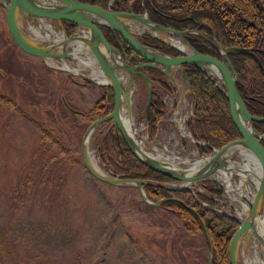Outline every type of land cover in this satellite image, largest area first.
Returning a JSON list of instances; mask_svg holds the SVG:
<instances>
[{"label":"rangeland","instance_id":"rangeland-1","mask_svg":"<svg viewBox=\"0 0 264 264\" xmlns=\"http://www.w3.org/2000/svg\"><path fill=\"white\" fill-rule=\"evenodd\" d=\"M46 24L67 36L63 27ZM29 25L24 26L28 33ZM40 32L48 33L45 28ZM47 61L49 64L17 47L0 1V237L6 233L0 264H208L209 250L201 234L186 233L172 213L145 210L134 186L98 184L90 175L80 141L88 122L97 118L92 109L106 97V90L56 69L66 63L91 75L74 57L54 59L56 67L52 60ZM174 77L165 76L163 87L154 79V93L166 111L152 141L142 117L147 89L136 81L134 124L149 152L201 158L186 129L191 97L179 71ZM179 125L188 137L179 133ZM108 127V122L97 125L89 139V151L104 172L108 170L99 159L97 145ZM206 180L223 189L224 208L220 211L242 220L241 204L228 195L221 181L205 178L190 186L206 194L200 185ZM240 183L241 176L233 173L232 186ZM245 184L244 199L249 201L256 184L251 178ZM262 254L264 248L249 240L240 246L239 263Z\"/></svg>","mask_w":264,"mask_h":264},{"label":"trees","instance_id":"trees-1","mask_svg":"<svg viewBox=\"0 0 264 264\" xmlns=\"http://www.w3.org/2000/svg\"><path fill=\"white\" fill-rule=\"evenodd\" d=\"M79 1L104 10L131 11L137 14L146 12L153 23L182 32L199 53L220 58L219 49L229 50L228 58L237 77L236 88L239 95L251 115L264 117V0ZM63 26L67 36L75 27L66 21H63ZM100 29L107 41L120 52L129 65L147 62L119 34L104 26H100ZM192 32H199L204 37ZM139 40L164 54L181 55L176 49L149 35L143 34ZM210 40L216 42L218 49L210 43ZM236 47L253 51L259 62L248 55L234 52L233 48ZM183 68L196 100L192 116L186 121V129L197 141L194 145L197 154L204 157L214 149H220L227 143L239 139L240 135L231 119L228 101L218 86L199 68L190 64H184ZM146 71L153 81L154 91L156 88L154 79L158 78L160 86L165 85L160 72L152 68H146ZM84 81L93 87H98L87 80ZM139 81L145 86L142 79ZM98 88L106 90V97L92 109L97 118L107 114L113 106L112 90L102 86ZM165 111L164 102L154 93L148 111L142 116L150 141L156 137ZM76 114L82 116L81 112ZM90 123L88 122L87 126ZM253 127L258 132H264V122L254 121ZM53 140L56 144H60V141L54 138ZM261 144L264 147V140ZM97 152L102 165L113 175L119 178L149 181L143 185L146 197L152 202H163L158 207H152L145 204L138 193L145 210L156 208L174 214L182 223L186 233L191 236L201 234L208 250L210 245L212 246V264H230L229 243L239 227V222L220 211L224 208L221 203L223 190L217 182L201 181L200 185L206 194L196 192L193 187L190 190L163 186L176 184L178 181L142 164L129 150L123 138L116 137L112 128L101 138ZM96 181L98 184L111 186L97 179ZM5 239L6 233H3L0 237V259L6 251Z\"/></svg>","mask_w":264,"mask_h":264},{"label":"water","instance_id":"water-1","mask_svg":"<svg viewBox=\"0 0 264 264\" xmlns=\"http://www.w3.org/2000/svg\"><path fill=\"white\" fill-rule=\"evenodd\" d=\"M0 1L6 12V24L8 31L13 41L22 52L30 56L39 57L43 61L46 59L69 60L73 58L72 52L74 50V46L76 45H74V41L81 40L88 46L92 57L97 62L104 75L111 79V84H100L87 76L76 74L92 84L110 88L113 92V106L111 110L104 116L93 120L86 127L80 141L84 165L90 175L95 179L113 186L132 185L137 189L143 202L152 207H158L163 202H152L146 197L143 185L149 183V181L112 177L104 172L98 171L93 166L89 158L88 139L97 125L107 122L109 123V127L106 132L112 128L116 137L118 138L121 136L123 138L129 150L142 164L181 183L178 186H167L161 184L171 189H190L191 184L198 180L207 178L208 175L215 172L218 168L223 167L224 162H218V159L223 152L232 145L241 144L255 156L260 168V183L256 185L255 194L253 195L251 202L248 204V214L242 221H240L239 227L235 230L230 239L228 248L230 264H238L240 246H245L249 240H255L258 238L255 220L259 212L263 211L264 213V147L261 144V141L264 140V132H258L253 127L254 121L264 122V117L251 115L247 110L244 100L239 95L236 88L237 77L228 58L229 50L219 49L220 59L212 55L199 53L191 46L182 32L153 23L148 18L146 12L137 14L131 11H114L111 9L104 10L95 5L82 3L79 0ZM44 20L54 23L56 26L60 27L62 26L63 21H66L72 23L75 27L70 35L64 36L60 41H52V43L34 41L25 35V25L28 26L32 23L33 25L38 24L40 26ZM133 24L140 27H148L160 34L165 33L169 36H174L178 38L187 49H189V52L183 51L168 40L152 35L147 31H138L137 33ZM100 26L107 27L113 32L119 34L130 45V47L147 60V62L139 65H129L125 62L120 52L107 41L100 29ZM192 33L204 37L199 32ZM143 34L160 40L165 45L176 49L181 55L172 56L164 54L154 47L142 43L139 40V37ZM77 35L82 37H77ZM210 43L218 49L214 40H210ZM106 51L112 56H117L120 61V65L117 67L112 65V59L106 55ZM233 51L248 55L259 62L254 52L246 48L236 47L233 48ZM184 64H190L199 68L208 77H210L216 86H218L228 101L231 119L240 135L239 139L227 143L220 149H214L211 154L199 158L203 159L209 157V162L200 171L193 174H189L182 169L172 167L169 164H166L143 152L135 144L131 136L125 131L120 116V105L123 98L126 114L130 120L133 118L132 98L136 87V81L138 79H142L147 89L146 112L148 111L152 103L154 91L153 82L147 75L146 68L155 69L162 75L168 76L173 80H175V73L179 71L185 79L187 92L192 98V104L195 105V96L191 91L189 80L186 77V73L183 68ZM56 69L75 74L68 69L60 67ZM212 69L216 70L218 75H215L212 72L210 73ZM123 72L127 73V81L125 85L121 81ZM245 185L244 181L243 188H245ZM259 246L263 247L260 243ZM212 254L213 249L210 245L207 255L208 264H212Z\"/></svg>","mask_w":264,"mask_h":264},{"label":"bare ground","instance_id":"bare-ground-1","mask_svg":"<svg viewBox=\"0 0 264 264\" xmlns=\"http://www.w3.org/2000/svg\"><path fill=\"white\" fill-rule=\"evenodd\" d=\"M52 1H57V0H52ZM134 29L137 31H147L151 33L152 35L158 36L160 38H164L171 42L173 45L177 46L178 48L182 49L183 51L189 52V49H187L181 41L174 37V36H169L165 33H158L155 30H152L148 27H140L135 24H133ZM45 28L48 33L42 34L40 32V29ZM30 32L24 31L25 35L29 38H31L34 41H39V42H50L52 41H60L63 39V34L57 31L56 29H53L51 25L49 24H41V26L35 27L34 25H29ZM86 33V32H84ZM88 35V34H87ZM77 37H82L77 35ZM52 39V40H51ZM76 44V45H75ZM74 50L72 52L73 57L78 59L79 64L84 65L86 68H88L91 71V75H86L82 73L79 69H74L69 67L66 63H63L60 68L68 69L75 74H80L83 76H87L91 78L92 80L96 81L97 83L100 84H111V79L104 75L100 67L98 66L97 62L95 61L94 58L89 55L90 51L88 49V46L83 43L81 40H75L74 41ZM87 53V54H86ZM110 59H112V65H115L116 67L120 65V61L117 56L115 55H110L109 52H105ZM53 66H57L55 61H51ZM210 71V70H209ZM214 73L215 75H218L216 73V70L212 69L210 73ZM121 81L125 85L127 81V73L123 72V75L121 76ZM120 116H121V122L122 125L125 129V131L131 136L135 144L145 153L148 155L153 156L154 158L169 164L172 167H175L177 169H182L186 171L189 174L196 173L200 171L208 162H209V157L208 158H189V157H178V156H173V155H167L160 153L159 151H155V153L149 152L146 146V140L140 135L138 128L134 124L133 118L130 120L126 114L125 110V105H124V100L122 98V102L120 105ZM178 122V120H177ZM248 128V126L246 125ZM179 133L183 137H188L189 133L183 129L182 126H178ZM91 136V135H90ZM89 136V139H90ZM89 139H88V147H89ZM156 150V148H153ZM89 158L91 160V163L93 166L98 170L101 171V168L96 164V161H94L90 151H89ZM218 162H224V166L218 168L215 172L212 174L208 175L207 178L214 179V180H219L223 183V186L225 190L227 191L228 195L235 201L241 204V209L239 211V215L242 219H244L247 214H248V205L244 202L241 201L240 196L244 195L243 192V184L246 179L251 178L256 185L260 183L261 179V174H260V168H259V163L255 156L243 145L241 144H235L230 147H228L223 154L220 156L218 159ZM233 173H236L237 175L241 176V183L233 187L231 184V175ZM190 185V184H187ZM242 186V190H239V187ZM237 195H236V194ZM256 227L258 231V238L255 239L256 242H259L263 247H264V213L263 211L259 212V214L256 217ZM238 264L239 260H238ZM244 264H264V255H260V257H256L255 260H244Z\"/></svg>","mask_w":264,"mask_h":264},{"label":"flooded vegetation","instance_id":"flooded-vegetation-1","mask_svg":"<svg viewBox=\"0 0 264 264\" xmlns=\"http://www.w3.org/2000/svg\"><path fill=\"white\" fill-rule=\"evenodd\" d=\"M218 59H220V58H218ZM164 79H165V76H163V81H164V83H165V80H164ZM165 84H166V83H165Z\"/></svg>","mask_w":264,"mask_h":264},{"label":"built area","instance_id":"built-area-1","mask_svg":"<svg viewBox=\"0 0 264 264\" xmlns=\"http://www.w3.org/2000/svg\"><path fill=\"white\" fill-rule=\"evenodd\" d=\"M249 192H250V190H249ZM251 194H253V193H251Z\"/></svg>","mask_w":264,"mask_h":264}]
</instances>
